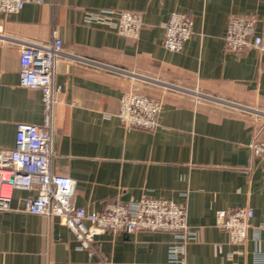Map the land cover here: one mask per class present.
I'll list each match as a JSON object with an SVG mask.
<instances>
[{"label":"crops","instance_id":"0c3cea01","mask_svg":"<svg viewBox=\"0 0 264 264\" xmlns=\"http://www.w3.org/2000/svg\"><path fill=\"white\" fill-rule=\"evenodd\" d=\"M102 8L140 12L138 37L84 22L86 10ZM172 12L193 20L181 51L162 45ZM230 16L253 17L260 31L264 0H44L0 13V149L13 147L17 123L42 121L41 93L19 85L18 58L23 44H49L55 31L62 51L51 171L75 180L72 202L102 210L142 195L170 199L184 204L195 232L178 252L183 263L168 260L181 239L163 230L101 232L99 260L57 216L23 211L36 191L16 188L0 210V264H264V157L250 148L264 141V55L225 51ZM131 90L161 102L155 129L120 124L119 99ZM240 206L261 227L258 254L251 228L232 245L215 224L218 210Z\"/></svg>","mask_w":264,"mask_h":264},{"label":"built area","instance_id":"2783aa9c","mask_svg":"<svg viewBox=\"0 0 264 264\" xmlns=\"http://www.w3.org/2000/svg\"><path fill=\"white\" fill-rule=\"evenodd\" d=\"M43 1L0 0V13H16L28 2ZM84 22L104 25L133 38L138 37L143 26L140 12L110 8L86 10ZM192 24L189 14L172 12L162 23L163 47L169 51H181L192 34ZM223 40L227 52L256 49L264 55V28L257 31L253 17H228ZM61 49L62 40L55 31L49 44L26 43L20 48L18 82L22 87L39 89L43 118L39 124L17 123L13 147L0 149V210L10 209L13 189L34 188L35 195L24 198L21 209L46 217L57 216L72 233L77 247L84 249L88 256L102 260L95 244V236L101 232L129 234L137 230H163L172 231L181 239L179 244L169 247L168 260L183 263L178 252L187 241L195 238V232L187 223L183 203L142 195L136 200L109 203L102 210H89L72 202L75 180L51 171L56 93L59 90L54 82L55 60ZM262 69L264 72V63ZM195 94L199 93L196 91ZM160 111L158 99L131 90L120 96L117 118L126 128L153 130L159 125ZM250 148L254 156L264 157V141L254 139ZM252 216L253 210L248 206L220 209L216 213L215 224L226 232L227 241L232 245L243 244L251 228L254 252L258 254L256 242L261 227L251 226ZM217 249L221 250L220 244ZM258 262H261L260 257L254 259V263Z\"/></svg>","mask_w":264,"mask_h":264},{"label":"rangeland","instance_id":"374dc122","mask_svg":"<svg viewBox=\"0 0 264 264\" xmlns=\"http://www.w3.org/2000/svg\"><path fill=\"white\" fill-rule=\"evenodd\" d=\"M198 92V91H197Z\"/></svg>","mask_w":264,"mask_h":264}]
</instances>
